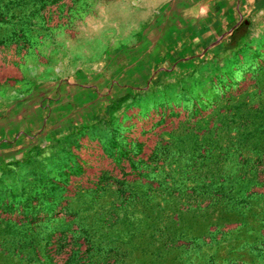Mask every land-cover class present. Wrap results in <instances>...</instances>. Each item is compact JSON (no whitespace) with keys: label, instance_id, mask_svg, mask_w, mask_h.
<instances>
[{"label":"rangeland","instance_id":"1","mask_svg":"<svg viewBox=\"0 0 264 264\" xmlns=\"http://www.w3.org/2000/svg\"><path fill=\"white\" fill-rule=\"evenodd\" d=\"M174 1L0 0V264H264V0L143 59Z\"/></svg>","mask_w":264,"mask_h":264},{"label":"crops","instance_id":"2","mask_svg":"<svg viewBox=\"0 0 264 264\" xmlns=\"http://www.w3.org/2000/svg\"><path fill=\"white\" fill-rule=\"evenodd\" d=\"M227 8L232 10L230 12H233L234 14V0H177L172 3L169 2V6L161 11L158 21L155 18V26L150 27L149 31L144 30L143 35L139 36L140 43L136 48L139 49L138 51L140 52V50L146 48L147 45L148 47H153L155 45L160 46L161 42L169 45L168 48H173L178 44V41H181V39H183L184 43L187 42V34L192 32H194V34H191L190 38H195V35L202 37L205 40V44L203 45L205 46L210 40V36L208 35L209 19L214 18L218 24L219 22L224 23ZM166 23L169 25L164 29ZM177 31L181 33V36L177 34ZM149 37L154 39V43H147V41L151 40ZM165 54L166 50L161 52L162 57ZM140 55L144 59L148 55L147 50H143L139 56ZM9 94H15V96L10 97L8 104L5 103V106L3 107L1 104L2 102L0 101V158L2 157L3 149L5 150L4 153L7 149H9L10 154L13 152L16 153V147L19 140L18 127L26 125L28 122L32 121L29 111H25V109L19 107L18 101L13 100L17 95V91L11 89ZM61 97L63 96H60L59 98ZM96 108L97 102L94 100L93 105L87 102L80 111H77L76 109H65L64 112L57 111L56 113L54 110H49L47 111L48 114L46 121L48 124L46 125L53 127L54 125H57L54 123L56 120L64 122L73 119H78L80 121L90 120L93 113L96 111ZM42 112L43 116L46 114V110H42L40 113L38 112L39 116L36 115L37 118L33 121H42V117H40ZM21 113L23 116H19ZM60 115L64 119L60 118ZM49 122H53V125L49 124ZM67 125L62 124L60 126Z\"/></svg>","mask_w":264,"mask_h":264},{"label":"clouds","instance_id":"3","mask_svg":"<svg viewBox=\"0 0 264 264\" xmlns=\"http://www.w3.org/2000/svg\"><path fill=\"white\" fill-rule=\"evenodd\" d=\"M203 11V10H202Z\"/></svg>","mask_w":264,"mask_h":264}]
</instances>
